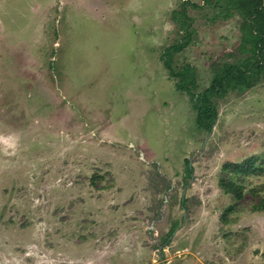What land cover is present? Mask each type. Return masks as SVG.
<instances>
[{
	"label": "rangeland",
	"instance_id": "374dc122",
	"mask_svg": "<svg viewBox=\"0 0 264 264\" xmlns=\"http://www.w3.org/2000/svg\"><path fill=\"white\" fill-rule=\"evenodd\" d=\"M240 8L0 0V264H264V68L206 132L162 63L199 95L255 62Z\"/></svg>",
	"mask_w": 264,
	"mask_h": 264
},
{
	"label": "trees",
	"instance_id": "16d2710c",
	"mask_svg": "<svg viewBox=\"0 0 264 264\" xmlns=\"http://www.w3.org/2000/svg\"><path fill=\"white\" fill-rule=\"evenodd\" d=\"M260 0H236L238 6L247 9L250 14V43L252 45L253 55L256 56L255 62L246 66L227 65L211 81L210 86L199 95H192L188 89V84L182 74L173 70L171 65L170 54L167 52L162 55V63L168 71L171 78L178 81L175 83V89L179 92L191 94L193 108L196 112L195 122L198 129L211 132L214 122L217 118V110L212 104V98L220 97L226 94L228 90H247L252 88L263 71L262 55L264 56V5L259 3ZM240 8V9H241ZM257 54V55H255ZM258 72H257V71ZM194 85V84H193ZM186 161L187 172H191ZM223 171L228 174L240 175L252 173L254 169V160L247 159L241 163H226L223 165ZM220 187L227 193L231 194L234 199L243 198L242 187L230 178L220 180ZM254 211H264V201L255 207Z\"/></svg>",
	"mask_w": 264,
	"mask_h": 264
}]
</instances>
